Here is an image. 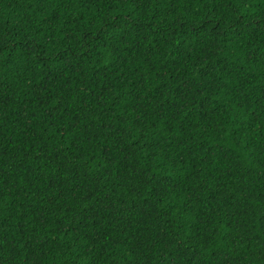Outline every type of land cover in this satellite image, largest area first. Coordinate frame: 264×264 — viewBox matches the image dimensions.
Wrapping results in <instances>:
<instances>
[{
  "label": "trees",
  "instance_id": "16d2710c",
  "mask_svg": "<svg viewBox=\"0 0 264 264\" xmlns=\"http://www.w3.org/2000/svg\"><path fill=\"white\" fill-rule=\"evenodd\" d=\"M0 264H264V0H0Z\"/></svg>",
  "mask_w": 264,
  "mask_h": 264
}]
</instances>
